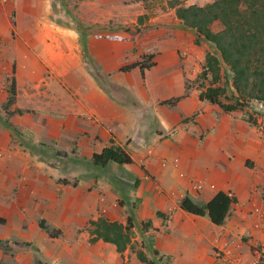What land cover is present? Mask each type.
Masks as SVG:
<instances>
[{
    "label": "crops",
    "instance_id": "crops-1",
    "mask_svg": "<svg viewBox=\"0 0 264 264\" xmlns=\"http://www.w3.org/2000/svg\"><path fill=\"white\" fill-rule=\"evenodd\" d=\"M62 1L0 5V107L7 78L15 79L10 114L0 113V241H8L0 264H146L138 249L153 264H252L264 243V130L260 120L257 127L245 122V111L225 113L200 101L204 87L186 89L208 43L196 44L194 31L168 8L140 37L99 31V8L85 21L81 8L68 17ZM145 38L156 47L153 66L143 75L138 67L123 72L139 63ZM110 141L131 164L97 169L76 159L72 172L35 159L37 144L90 160ZM88 167L91 176L81 175ZM218 192L233 199L220 226L179 207L186 196L205 205ZM255 208L262 218H254ZM98 218H131L135 249L119 254L111 244L89 242L86 223ZM40 221L59 232L50 237Z\"/></svg>",
    "mask_w": 264,
    "mask_h": 264
},
{
    "label": "trees",
    "instance_id": "trees-1",
    "mask_svg": "<svg viewBox=\"0 0 264 264\" xmlns=\"http://www.w3.org/2000/svg\"><path fill=\"white\" fill-rule=\"evenodd\" d=\"M144 1V0H141ZM166 6L174 11V15L183 27L194 31L195 43L200 40L211 44L217 56L206 53L204 64L196 80L207 79L210 76L211 84L204 90H200L198 98L209 104L218 106L223 112L229 113L243 110L252 101L264 104V0H214L203 6H185L179 0H167ZM140 20V18L138 19ZM220 24L219 31H213L211 26ZM220 62L229 71V79L232 92L226 96L228 79L225 86H214L221 80ZM152 65L136 63L122 69L123 72L138 67L141 74ZM228 103H223L221 98ZM15 99V79L12 77L8 90L6 106H11ZM179 98L169 101L175 103ZM21 114V111H16ZM243 120L257 127L258 123L250 116H244ZM264 130V129H263ZM104 148L100 153L93 154L90 160L91 166L104 169L109 163L117 165L131 164L132 160L120 147L113 145ZM233 199L223 192H218L205 205L194 203L188 196L184 197L179 207L186 213L194 216H207L210 222L216 226L224 223ZM159 216V213H158ZM0 219V224H4ZM89 242L101 240L115 247L117 253L122 254L131 248L132 228L131 218H127L125 224L110 222L103 218L90 221ZM150 226L149 222L142 223L141 231ZM39 227L46 231L50 237H55L59 231H49L45 221H40ZM157 255V252H153ZM140 262H148L141 253L137 254ZM37 264H42L37 262Z\"/></svg>",
    "mask_w": 264,
    "mask_h": 264
},
{
    "label": "rangeland",
    "instance_id": "rangeland-1",
    "mask_svg": "<svg viewBox=\"0 0 264 264\" xmlns=\"http://www.w3.org/2000/svg\"><path fill=\"white\" fill-rule=\"evenodd\" d=\"M165 0H64L62 2L66 5V11L68 14V17H73L75 10L78 13V8L82 9V18L83 21L86 20L87 16L92 13L91 10L94 8H99L98 11V21H100L98 25V30L101 31V29H105L106 31H118L122 30L125 32L131 33V35H140V37H146L149 30L154 27V25L149 23V20L156 17L162 10L167 9L166 6L163 5ZM184 4V3H183ZM3 6H10V3L3 5ZM64 8L63 5H61V9ZM76 13V12H75ZM80 14V12L78 13ZM14 17V13L11 14V18ZM140 18V20H138ZM76 29L81 32V27L78 26L80 24L78 20V16L76 17ZM74 23V22H73ZM81 25V24H80ZM211 29L213 31H219L221 29L220 24L215 23L211 26ZM146 39V38H145ZM142 42L143 45H141L140 49V55H139V63H143L145 65H152L153 66V58L155 56V48L153 44H151L147 39ZM206 52L213 54L217 56L213 46L211 44H207ZM84 62H89V58L84 55ZM151 66V67H152ZM149 67L148 69H150ZM146 69V70H148ZM220 73H221V80L214 84V86H225V80L228 79V84L225 86L226 88V96H230L232 92L231 83L229 79V71L224 66L223 63L220 62ZM96 81L100 86H102L105 89H108V85L106 83L105 78L102 76V74H97L95 76ZM11 81V76L7 78V92L9 90ZM211 84L210 76L207 79L203 80H194L193 82L186 81L185 86L186 89H189L190 86L196 85L197 87H204L207 88ZM112 92V90H111ZM110 92V93H111ZM221 101L223 103H228L227 100H225L223 97L221 98ZM260 104L263 105V107H260ZM10 106H6V103L1 106L2 110H0V113L2 111H5V113L10 114L9 109ZM254 108H257L259 110H254ZM7 111V112H6ZM18 111V110H17ZM243 116H250L251 118H254L256 121L260 120V126L264 129V104L263 103H257V102H250L248 104L247 108H244L242 111ZM16 113V111H14ZM257 115V116H256ZM35 159L36 161L42 162L47 164L50 167L58 168L61 171H74V168L78 166V160L82 162L83 165H89L90 160H87L86 158H78L74 154V151L72 153H64L60 152L58 150H55L52 145H43L37 144V147L35 146L34 149ZM78 159V160H76ZM91 165V163H90ZM92 168L88 167L87 169ZM94 168V167H93ZM90 173V174H88ZM93 172L91 169L89 170H83L82 174L83 176L90 177ZM59 182L62 184H66V180H61L59 178ZM91 221V220H90ZM89 221V222H90ZM89 222L86 224L90 227ZM49 231H53L55 233V229L50 228L48 225L46 226ZM133 233V230H132ZM135 235L132 234V238ZM7 240H1L0 241V247L4 244H6ZM136 244V242H135ZM135 249V245L132 244L130 250ZM136 253H140L139 249L136 251Z\"/></svg>",
    "mask_w": 264,
    "mask_h": 264
},
{
    "label": "built area",
    "instance_id": "built-area-1",
    "mask_svg": "<svg viewBox=\"0 0 264 264\" xmlns=\"http://www.w3.org/2000/svg\"><path fill=\"white\" fill-rule=\"evenodd\" d=\"M12 1L13 0H0V5H6ZM228 196L230 197L229 194ZM252 215L255 219H260L263 216V212L260 209L255 208L252 211ZM252 264H264V243L255 248V260L252 262Z\"/></svg>",
    "mask_w": 264,
    "mask_h": 264
}]
</instances>
